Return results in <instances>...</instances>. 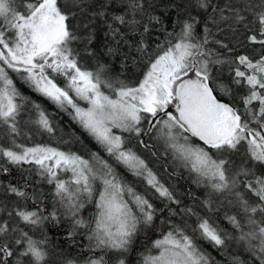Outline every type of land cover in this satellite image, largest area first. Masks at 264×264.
Returning <instances> with one entry per match:
<instances>
[{
	"label": "snow or ice",
	"instance_id": "snow-or-ice-1",
	"mask_svg": "<svg viewBox=\"0 0 264 264\" xmlns=\"http://www.w3.org/2000/svg\"><path fill=\"white\" fill-rule=\"evenodd\" d=\"M195 3L204 10L210 6V0H195ZM246 6L252 7L250 4ZM129 7L135 10L138 7L136 0H129ZM259 7L261 10L254 13L252 19L255 27L249 29L251 34L245 39L251 44L264 46V0H260ZM23 8V12L17 8L16 0H0V124L16 133V118L22 107L18 101L26 99L10 76L11 70L33 91L61 109L70 107L74 112L73 119L108 156L134 176L142 178L159 196L178 203L146 161L125 146L126 137L114 130L127 133L129 138L135 137L139 145L153 156L157 153L150 141L162 140L164 154L170 152L173 161L194 174V182L206 181L215 192L235 195L247 217L249 231L242 230L236 216L227 219L241 231L239 239L246 241L248 249L258 256L260 264H264V217L256 219L257 213L264 214V175L256 176L250 168H240L230 175L234 162L229 159L232 153L244 148L252 161L264 165V56L255 62L246 55L238 56L236 61L222 60L212 49L205 47L209 43L210 30L205 26L203 39L198 38L194 32L198 21L190 17L192 22L186 20L183 23L175 42L169 41L168 46L149 61L138 84L119 82L116 87L102 77L103 66L97 72L80 66L70 47L77 37L66 23L69 17L58 0H25ZM216 10L217 6H212V12ZM230 10L234 12L237 24L248 27L240 9ZM223 11L220 9L221 13ZM221 18L226 19L223 15ZM114 20L125 23L124 16H115ZM152 20L158 22L155 17H151L150 22ZM129 23L135 25L139 22L133 20ZM148 30L145 25L144 32ZM223 63L230 66L236 63L232 82L248 86L247 94L242 97V110L217 99L215 89L210 86V65ZM240 66L247 71L241 70ZM58 76L64 77V87L55 82ZM103 88L113 92L114 98ZM224 91L231 94L229 89ZM78 101H84L87 107H81ZM36 108L38 119L35 123L41 129L53 132L47 115L39 105ZM192 138L201 143H194ZM15 147L20 150L0 148V155L14 165L34 164L40 175L49 178V183L55 181V195L68 214L76 215L83 207L85 195L95 204L96 212L87 226L91 232L89 240L95 241L96 248L127 252L138 227L152 225L153 205L124 183L112 166L96 153L85 159L76 153L48 146ZM58 172L71 173L70 180L59 179ZM249 175L253 176L250 181L238 179ZM241 183L258 202L250 203L240 191H235ZM10 191L25 196L15 187H10ZM185 211L191 213V209ZM15 215L30 225L48 219L35 211L23 209L16 210ZM52 219H56L55 213ZM75 225L85 226L79 219ZM9 232L15 233L16 229L0 223V237ZM193 233L189 236L183 229L173 226L161 239L153 241L155 254L149 250L143 264H209V258L200 250L196 240L222 247L227 236H222L217 227L203 218H198ZM13 244L23 246L18 256ZM43 244L44 241H36L21 231L19 236L0 243V264H9V258L13 256H16L15 264H21L20 257L29 258L28 264H46L47 252L41 247ZM102 260L90 259L88 264H102ZM119 264L124 261L120 260ZM233 264H239V261L234 260Z\"/></svg>",
	"mask_w": 264,
	"mask_h": 264
},
{
	"label": "trees",
	"instance_id": "trees-1",
	"mask_svg": "<svg viewBox=\"0 0 264 264\" xmlns=\"http://www.w3.org/2000/svg\"><path fill=\"white\" fill-rule=\"evenodd\" d=\"M24 2L25 0H16V6L21 12L24 11ZM136 2L138 7L132 10L129 7V0H58L59 6L69 17L66 23L77 37L71 42L70 47L80 66L92 72H97L103 66L102 77L110 80L116 87H119V82L138 84L147 70L149 61L155 59L162 48L168 46L169 41L175 42L176 34L180 33L183 23L186 20L192 22L190 17H195L198 21L194 29L198 38L203 39L205 26L210 30L209 43L205 47L212 49L222 60L236 61L238 56L246 55L255 62L264 56V46L251 44L245 39L251 34L249 29L255 27L252 19L254 13L261 10L260 0H210L207 10L197 7L195 0H136ZM248 4L252 7H247ZM212 6H217L215 13L212 12ZM220 9H224L223 13ZM230 9H240L248 27H245V24H237L234 12ZM101 12L104 13L103 16L100 15ZM222 15L226 19H222ZM115 16H124L125 23L121 24L114 20ZM151 17L157 18L158 22L157 20L150 22ZM133 20L139 23L130 25L129 22ZM145 25L149 28L147 32H144ZM235 67L236 63L231 66L229 63L210 65L212 77L210 86L215 89L214 94L218 99L242 110V97L247 94L248 86L246 83L237 85L232 82ZM240 67L241 70L247 71L243 66ZM9 74L26 99L18 101L22 107L16 118V133H11L6 125L0 124V148L15 151L20 150L15 145L55 148L52 136L55 130H59L60 148L63 147L62 143L72 148L58 150L73 152L85 159H90L91 153H96L112 167L117 168L115 172L124 183L153 205L155 212L153 223L151 226L138 227L129 250L124 252V255L122 253L124 264H143V258L149 254V250L155 254L156 250L152 249L153 241L161 239L173 226L183 229L186 234L192 236L198 218L209 220L221 231L222 236H227L225 246L222 247H215L202 239L196 240L200 250L209 258V264H233L234 260H238L239 264H260L258 256L248 249L247 242L239 239L241 231L235 229L227 219L236 216L242 230L249 231L247 217L239 207L234 194L215 192L206 181L199 184L194 182V174L173 161L170 152L165 155L162 144L150 141L155 145L157 153L153 156L139 145L135 137L129 138L127 133L120 132V135L127 137L125 146L132 148L146 161L178 203L159 196L142 178L134 176L113 157L108 156L73 119L74 112L70 107L61 109L56 103L23 83L16 73L9 70ZM55 82L58 86L64 87L65 79L58 76L55 77ZM224 89H229L231 94ZM102 90L114 97V93L109 89ZM36 105H39V109L47 115L53 132L49 133L35 123L38 119ZM144 139L148 140V137ZM192 139L200 144L196 139ZM83 141L88 145L85 149L81 148ZM229 159L234 162L230 175L240 168H250L256 176L264 175V165L252 161L244 148L232 153ZM58 178L67 181L70 180L71 174L58 172ZM238 179L242 182L250 181L253 176H239ZM10 187L24 192L25 196H17L10 191ZM235 191H240L250 203L258 202L257 198L243 187V183ZM83 201V207L75 216L68 214L67 209L59 202V197L55 195V181L49 183V178L40 175L34 164L14 165L0 155V223H6L9 229H16L15 233L9 232L7 236L0 237V243L6 239L10 240L12 236H19L23 231L36 241H44L41 247L47 252L46 264H72L76 259L85 261L92 258H103L102 263L105 264H117L110 254L111 251L96 248L89 242L90 227L87 225L92 220L96 208L86 195ZM19 209L35 211L39 216H46L48 219L42 220L38 225L26 224L15 215ZM186 209H191V213L186 212ZM53 213L56 215L55 220L52 219ZM262 217L264 214H256L257 220ZM77 219L84 221L85 226H76ZM12 246L18 256L23 246L17 247L14 244ZM15 260L16 256L9 258V264H15ZM20 260L21 264H28L29 258L20 257Z\"/></svg>",
	"mask_w": 264,
	"mask_h": 264
},
{
	"label": "rangeland",
	"instance_id": "rangeland-1",
	"mask_svg": "<svg viewBox=\"0 0 264 264\" xmlns=\"http://www.w3.org/2000/svg\"><path fill=\"white\" fill-rule=\"evenodd\" d=\"M104 91V90H103ZM105 92V91H104ZM106 94H110L111 95V93H109V92H106ZM114 98V97H113ZM78 103L80 104V106L81 107H87V104L84 102V101H78ZM117 134H119L120 135V131L119 130H114ZM60 134H59V130H55L54 131V133H53V136H52V139H53V142L55 143V148L56 149H65L66 147H69V148H72V147H70V146H68V144H66V143H62V148H60V136H59ZM58 138H59V140H58ZM126 139H127V137H126ZM152 142L153 143H156V144H162V146H163V149H165L164 148V143H163V141L162 140H152ZM194 142V141H193ZM195 143V142H194ZM197 144V143H196ZM127 145V144H126ZM73 146V145H72ZM88 145H87V142H85V141H83V146L81 147V148H86ZM79 147V148H80ZM68 148V149H69ZM115 171H116V169L117 168H115L114 166L112 167ZM62 173H64L65 174V172H62ZM117 173V172H116ZM69 174H71V173H69ZM152 198H153V196H152ZM90 234H91V232L89 233V236H90ZM89 242L90 243H92V244H94L95 245V241L94 240H89ZM108 251H111L110 252V254L111 255H113V257H114V260H115V262L117 263V264H119V261L120 260H123L124 261V263H125V260L122 258V253H123V255H124V251H117V250H112V249H108V248H106ZM93 260H100V259H96V258H92ZM90 259H88V260H73V262H72V264H88V261H89ZM102 264H105V263H102Z\"/></svg>",
	"mask_w": 264,
	"mask_h": 264
},
{
	"label": "water",
	"instance_id": "water-1",
	"mask_svg": "<svg viewBox=\"0 0 264 264\" xmlns=\"http://www.w3.org/2000/svg\"><path fill=\"white\" fill-rule=\"evenodd\" d=\"M218 99V98H217ZM220 100V99H219ZM222 101V100H221ZM222 102H224V101H222ZM226 103V102H225ZM196 139V138H195ZM197 140V139H196ZM198 141V140H197ZM198 142H200V141H198ZM201 143V142H200Z\"/></svg>",
	"mask_w": 264,
	"mask_h": 264
}]
</instances>
